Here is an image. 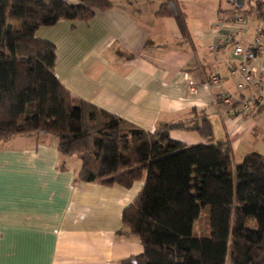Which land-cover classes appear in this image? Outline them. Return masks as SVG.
<instances>
[{
  "label": "crops",
  "instance_id": "0c3cea01",
  "mask_svg": "<svg viewBox=\"0 0 264 264\" xmlns=\"http://www.w3.org/2000/svg\"><path fill=\"white\" fill-rule=\"evenodd\" d=\"M111 1L115 7L87 23L60 21L35 32L54 46V75L69 94L146 132L202 113L213 144L228 142L235 164L251 152L264 155V51L250 63L263 77L261 103L247 111L242 103L256 93L236 91L240 73L232 56L235 45L248 47L264 28V19L244 12L254 1L244 0L238 12L234 0H176L186 37L172 17L156 15L166 0ZM214 75L219 87L207 85ZM167 142L205 140L171 130L151 154ZM56 147L55 138L36 134L0 143V264H131L126 261L143 248L122 229L121 215L144 179L129 188L77 182L79 159L59 155Z\"/></svg>",
  "mask_w": 264,
  "mask_h": 264
},
{
  "label": "trees",
  "instance_id": "16d2710c",
  "mask_svg": "<svg viewBox=\"0 0 264 264\" xmlns=\"http://www.w3.org/2000/svg\"><path fill=\"white\" fill-rule=\"evenodd\" d=\"M253 1L244 12L264 19ZM115 6L111 0H0V143L51 136L59 155L79 159L77 182L129 188L144 179L121 215L122 229L143 248L126 262L264 264V155L251 152L235 164L229 143L213 144L210 122L194 111L187 120L143 131L74 98L55 77V48L35 32L60 21L87 23ZM156 15L172 17L186 37L176 0L162 3ZM171 130L196 132L205 143H162L151 154Z\"/></svg>",
  "mask_w": 264,
  "mask_h": 264
},
{
  "label": "built area",
  "instance_id": "2783aa9c",
  "mask_svg": "<svg viewBox=\"0 0 264 264\" xmlns=\"http://www.w3.org/2000/svg\"><path fill=\"white\" fill-rule=\"evenodd\" d=\"M257 1L264 6V0H257ZM237 22L239 24H242V20L240 18L237 20ZM230 40H231V36L221 39L218 43L211 46L210 48L211 51L216 52L217 48L220 45ZM263 51H264V28H262L255 34L252 43L248 47L242 48L239 45H235L232 49L233 62L238 63V70L240 73V78L237 80L235 84L236 91L240 93L246 90L247 88L251 87L256 93V96L247 98L243 101L242 107L244 111H247L248 108L251 106V104L261 103L259 92L261 90L263 77L255 68L251 67L250 63L256 58L257 55L261 54ZM221 81L222 80L221 78H219V76L214 75L209 78V80L207 81V85L209 87H219ZM189 91L192 93L194 92L193 86L190 85ZM218 100L225 105H231L232 103L231 98H229L226 95L218 96Z\"/></svg>",
  "mask_w": 264,
  "mask_h": 264
},
{
  "label": "water",
  "instance_id": "95a60500",
  "mask_svg": "<svg viewBox=\"0 0 264 264\" xmlns=\"http://www.w3.org/2000/svg\"><path fill=\"white\" fill-rule=\"evenodd\" d=\"M244 0H234V4L236 8H242Z\"/></svg>",
  "mask_w": 264,
  "mask_h": 264
}]
</instances>
